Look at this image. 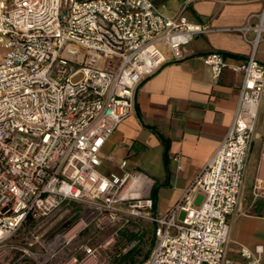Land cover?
<instances>
[{
    "label": "built area",
    "instance_id": "2783aa9c",
    "mask_svg": "<svg viewBox=\"0 0 264 264\" xmlns=\"http://www.w3.org/2000/svg\"><path fill=\"white\" fill-rule=\"evenodd\" d=\"M231 29L246 40L254 33L244 64L228 65L217 51L201 57L214 78L226 66L242 73L232 121L180 198L156 213L142 185L125 188L134 174L101 172V149L134 113L139 84L215 29L151 0H0V264L22 256L31 264H110L128 247L108 253L113 237L94 241L133 218L146 219L155 239L141 264H234L226 252L230 217L264 98V63L255 56L264 5ZM258 198L260 175L251 186V200ZM19 232L23 244L13 241ZM262 251L242 246L240 255L262 264Z\"/></svg>",
    "mask_w": 264,
    "mask_h": 264
},
{
    "label": "crops",
    "instance_id": "0c3cea01",
    "mask_svg": "<svg viewBox=\"0 0 264 264\" xmlns=\"http://www.w3.org/2000/svg\"><path fill=\"white\" fill-rule=\"evenodd\" d=\"M151 1L168 15L181 13L192 22L206 23L215 29L196 36L184 46L181 60H169L139 84L134 113L116 126L101 149V172L116 177L124 172L134 174L125 188L142 185L140 194L149 195L153 211L162 213L175 204L209 160L232 121L237 101L242 73L226 66L214 78L201 56L217 51L228 65L244 64L254 33L247 32L246 40L241 32L231 28L243 26L249 16L258 14L264 0ZM256 21V16L251 17L252 23ZM161 48L169 57V50ZM255 56L264 63V40L258 43ZM259 108L238 202L230 217L226 252L234 264H245L240 255L242 246L253 249L258 245L263 249L264 264V198L251 200L254 178H264V157L260 153L264 112H259ZM198 199L201 195H197ZM122 239L128 248L136 243ZM13 241L23 244L22 234L19 232ZM133 263L136 261L129 264ZM16 264H31V260L22 256Z\"/></svg>",
    "mask_w": 264,
    "mask_h": 264
},
{
    "label": "rangeland",
    "instance_id": "374dc122",
    "mask_svg": "<svg viewBox=\"0 0 264 264\" xmlns=\"http://www.w3.org/2000/svg\"><path fill=\"white\" fill-rule=\"evenodd\" d=\"M81 77V75H77L74 77V81H77L79 78ZM259 112H264V100L262 101L260 108H259ZM200 202V200H196V204H198ZM60 222L58 221V223L55 225L56 226V231L59 232V230H62L63 225L59 224ZM115 227L113 226H108L106 227L97 237V239L94 241V243H100L102 241H107L110 238L113 237V240L111 241V243L105 248L104 251L108 252V253H112L114 251H118L119 249L123 248L126 244L128 243H124L122 240V237H126V234H130V233H135L136 235H143L144 236V244H143V252L147 251L149 248L151 249L153 246H150V239L152 238L154 239V236L152 235V225L146 221V219L144 218H133L131 220V222L129 223L128 226H125L123 228H121L117 234L114 233ZM120 231L122 232V234H120ZM119 234L121 235V237L119 236ZM149 249V251H150ZM149 254V253H148Z\"/></svg>",
    "mask_w": 264,
    "mask_h": 264
},
{
    "label": "trees",
    "instance_id": "16d2710c",
    "mask_svg": "<svg viewBox=\"0 0 264 264\" xmlns=\"http://www.w3.org/2000/svg\"><path fill=\"white\" fill-rule=\"evenodd\" d=\"M126 235L127 236L125 238L127 239V241L136 240V243L130 248H128L126 252L121 253L117 257H114L110 264H129L130 262L132 263L133 261H136V263L133 264H141L148 257L150 248L145 252H143L142 250L144 244V240H143L144 236L141 234L136 235L135 233H130L129 235L128 234ZM151 245L152 246L154 245V240L152 238L150 239V246ZM135 256H137L136 259H134Z\"/></svg>",
    "mask_w": 264,
    "mask_h": 264
},
{
    "label": "bare ground",
    "instance_id": "6f19581e",
    "mask_svg": "<svg viewBox=\"0 0 264 264\" xmlns=\"http://www.w3.org/2000/svg\"><path fill=\"white\" fill-rule=\"evenodd\" d=\"M132 182V181H131Z\"/></svg>",
    "mask_w": 264,
    "mask_h": 264
}]
</instances>
